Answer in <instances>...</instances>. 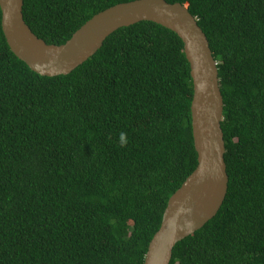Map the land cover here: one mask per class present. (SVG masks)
<instances>
[{
	"label": "trees",
	"instance_id": "1",
	"mask_svg": "<svg viewBox=\"0 0 264 264\" xmlns=\"http://www.w3.org/2000/svg\"><path fill=\"white\" fill-rule=\"evenodd\" d=\"M126 1L23 0L22 13L61 44ZM165 1L187 6L216 60L228 176L169 264H264V0ZM191 97L181 39L152 21L117 28L56 76L18 59L0 25V264H143L197 164Z\"/></svg>",
	"mask_w": 264,
	"mask_h": 264
},
{
	"label": "water",
	"instance_id": "2",
	"mask_svg": "<svg viewBox=\"0 0 264 264\" xmlns=\"http://www.w3.org/2000/svg\"><path fill=\"white\" fill-rule=\"evenodd\" d=\"M22 6L23 0H0L1 29L11 52L43 76L68 74L92 56L114 30L142 20L157 23L181 39L192 82L190 117L197 164L168 198L143 260V264H169L174 245L216 214L227 191L223 97L205 33L186 5L131 0L95 13L64 43H46L26 24Z\"/></svg>",
	"mask_w": 264,
	"mask_h": 264
},
{
	"label": "clouds",
	"instance_id": "3",
	"mask_svg": "<svg viewBox=\"0 0 264 264\" xmlns=\"http://www.w3.org/2000/svg\"><path fill=\"white\" fill-rule=\"evenodd\" d=\"M124 136H125V134L122 132L121 134H120V137H121V140L123 141V139H124Z\"/></svg>",
	"mask_w": 264,
	"mask_h": 264
}]
</instances>
